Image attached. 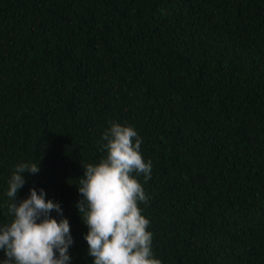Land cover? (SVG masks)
Here are the masks:
<instances>
[{
    "label": "trees",
    "instance_id": "16d2710c",
    "mask_svg": "<svg viewBox=\"0 0 264 264\" xmlns=\"http://www.w3.org/2000/svg\"><path fill=\"white\" fill-rule=\"evenodd\" d=\"M113 122L152 161L162 264H264V0H0V222L41 161L17 200L60 203L71 264H93L77 185Z\"/></svg>",
    "mask_w": 264,
    "mask_h": 264
},
{
    "label": "clouds",
    "instance_id": "9594fccd",
    "mask_svg": "<svg viewBox=\"0 0 264 264\" xmlns=\"http://www.w3.org/2000/svg\"><path fill=\"white\" fill-rule=\"evenodd\" d=\"M101 139L106 155L82 165L77 185L81 199L76 207L88 228V255L93 264H162L152 250L150 220L139 207L149 202L139 177L147 183L152 173V161H145L141 152L142 137L133 126L113 122ZM40 162L17 164L8 180L9 219L0 222V251L6 258L0 264H71L74 240L60 203L35 187L17 200L25 174H38ZM53 211L62 218L52 216Z\"/></svg>",
    "mask_w": 264,
    "mask_h": 264
}]
</instances>
